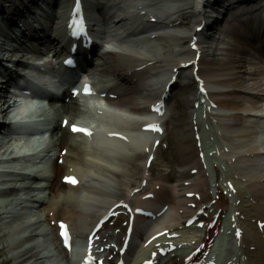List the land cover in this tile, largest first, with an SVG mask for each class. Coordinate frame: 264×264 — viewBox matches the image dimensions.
<instances>
[{"label":"bare ground","instance_id":"obj_1","mask_svg":"<svg viewBox=\"0 0 264 264\" xmlns=\"http://www.w3.org/2000/svg\"><path fill=\"white\" fill-rule=\"evenodd\" d=\"M210 3L212 0H106L103 15L108 17L101 27L110 52L95 69V76L103 93L114 98L113 110L96 111L103 120L93 132V144L83 146L68 128L55 131L53 150L60 154L55 176L29 200L37 207L30 218L37 225L14 230L17 219L13 215L24 211L28 201L0 209V255L7 253L4 261L46 264L52 248L62 250L57 222L69 223L75 246L80 248L105 210L122 199L139 201L151 194L148 208L157 214L156 223L140 224L136 242L125 255L132 257L127 264L147 258L156 264H183L196 250L198 259L207 251L212 253L222 240L224 260L219 258L216 264H264V132L262 122H254L261 112L258 101L264 97V11L257 12L253 21L245 19L247 13L236 14L231 23L213 31V39L202 43L199 72L211 82L210 94L218 99L216 109L203 106L191 78L179 80L177 86L184 89L182 100L187 108L192 110L196 102L200 108L196 114L191 112L190 132L185 133L174 120V108L166 110V133L175 149L177 169L158 179L144 167L149 156L158 159L164 145L156 147L155 140L150 143L138 134L141 121L149 114L163 78L194 57L181 44L200 35L197 28L209 18L205 7ZM147 16L156 19L151 31L143 20ZM188 20L194 25L181 28L189 25ZM55 35L57 46L64 44L62 29ZM80 109L75 101L67 104L60 120L67 118L73 124ZM196 135H200L199 141ZM200 154L213 168L209 182ZM68 177H75L79 185L73 187ZM134 188L145 191L132 197ZM190 192L200 199H187ZM199 210H203L199 220L207 223L221 212L213 228L185 227L186 219ZM124 221L127 219L120 215L114 219L115 227L108 223L101 232L103 239L122 245L124 235L114 231L122 228L125 234ZM27 234L32 240L25 239ZM42 235L45 244L40 242ZM172 235L176 237L169 238ZM35 237L39 238L36 242ZM168 243L174 244L176 251L163 261L156 259L155 249ZM113 254L114 249L107 253L106 264L119 261L118 253L109 261Z\"/></svg>","mask_w":264,"mask_h":264},{"label":"rangeland","instance_id":"obj_2","mask_svg":"<svg viewBox=\"0 0 264 264\" xmlns=\"http://www.w3.org/2000/svg\"><path fill=\"white\" fill-rule=\"evenodd\" d=\"M188 23H190V26L193 24L192 21H188ZM188 27V28H189ZM186 42V41H185ZM184 42V44H185ZM181 45L182 48H186L185 45ZM174 106V108L177 110V117L175 118L176 122L179 123L182 127V130L184 132L188 131V126H189V111L188 108L185 104V102L182 100V97H178L174 102H172V107ZM189 132V131H188ZM163 158L159 160V162H157V164L154 166V173L157 177L171 172V171H175L176 169V165L174 164V161L176 160V156H175V151L173 148H171L168 152H164V154L162 155ZM7 254L5 252H3L2 255H0V264H12L11 262H4V260L6 259Z\"/></svg>","mask_w":264,"mask_h":264},{"label":"snow or ice","instance_id":"obj_3","mask_svg":"<svg viewBox=\"0 0 264 264\" xmlns=\"http://www.w3.org/2000/svg\"><path fill=\"white\" fill-rule=\"evenodd\" d=\"M193 46H195V45H193ZM65 63H67V64H72L73 61H72L71 59H68V60L65 61ZM83 91H84V94H85V95H90V94H92L91 86L88 85V84H85V85H84V89H83ZM201 91H203V89H201ZM77 94H78L77 91L74 89V90H73V95H77ZM63 123H64L66 126L69 124V122H68L67 120H65ZM146 127H147V128H150V129H152V130H155V131H158V130H159L158 127H157L156 125H146ZM71 130H72L74 133H75V132H80V133H83V134H85V135H89V136L92 135L90 129L79 127V126L76 125V124H72V125H71ZM66 180L70 181V182L73 183V184L76 183L75 179H74V178H71V177L66 178ZM189 223H191V221H189ZM61 227L64 228L65 226L62 224ZM61 236L63 237V243L65 244V246H66V247H69V249H70V247H71V245H70V240H71V236H70V234L65 230V231H62V232H61ZM92 259H93V257H92L91 255H89V256L87 257V261L89 262V264H90V262L92 261Z\"/></svg>","mask_w":264,"mask_h":264}]
</instances>
